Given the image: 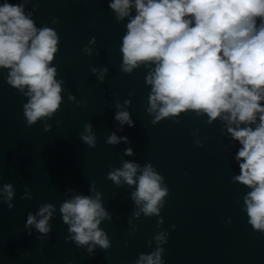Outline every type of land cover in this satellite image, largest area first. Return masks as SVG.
<instances>
[{
  "label": "water",
  "instance_id": "obj_1",
  "mask_svg": "<svg viewBox=\"0 0 264 264\" xmlns=\"http://www.w3.org/2000/svg\"><path fill=\"white\" fill-rule=\"evenodd\" d=\"M27 8L31 9L32 3ZM53 17L59 18L55 25L50 23ZM33 19L38 27L48 24L55 28L61 38L54 63L66 91L60 111L50 120L28 127L22 107L27 98L0 75V174L2 183H12L16 189L12 209L0 202V264H68L69 260L72 264H132L139 253L152 250L147 241L157 231V217L142 215L134 220L138 228L129 235L132 189L107 179L110 166H121L123 150L129 146L105 143L117 130L115 104H123L125 99L131 100L128 110L135 126L124 125L117 135L129 137L136 155L124 158L141 164L150 161L169 187L161 211L162 227L170 233L163 245L165 264H264V233L253 231L241 211L242 197L249 189L231 182L239 168L233 160L236 149L225 151L228 138L221 133L222 124L208 125L206 116L194 114L182 115L179 124L171 119L151 123L146 112L150 92L145 84L147 70L141 67L130 75L119 70L125 27L115 21L107 0H38ZM93 36L97 41L93 55H86L82 49ZM90 66L109 68L103 83L90 72ZM68 92L86 103L78 106L69 101ZM45 122L52 125L50 131L43 130ZM87 122L94 126L95 148L83 144L79 137ZM197 128L201 139L208 137L203 147L194 143L192 130ZM92 182L113 213L111 223L101 224L112 246L85 258V249L64 239L67 225L62 222L59 204L68 198L66 189L89 194ZM25 185L31 189V200L21 199ZM45 201L54 203L57 212L51 221L50 239L39 241L35 230L27 234L25 222L27 213L36 212ZM229 218L231 223H227ZM27 252L31 255H22Z\"/></svg>",
  "mask_w": 264,
  "mask_h": 264
},
{
  "label": "clouds",
  "instance_id": "obj_2",
  "mask_svg": "<svg viewBox=\"0 0 264 264\" xmlns=\"http://www.w3.org/2000/svg\"><path fill=\"white\" fill-rule=\"evenodd\" d=\"M29 3L31 9L27 8ZM107 4L115 21L125 27L119 45V70L129 75L141 67L147 70L145 84L150 86V92L146 112L152 117L151 123L171 119L179 124L182 115L190 114L206 116L208 125L219 121L221 133L228 138L225 151L236 149L233 160L239 174L232 175L231 182L249 189L242 197L241 211L246 213L253 231L264 233V0H107ZM37 10L38 0L0 3V75L27 98L22 107L28 127L48 121L60 111L62 93L66 91L65 80L54 63L61 38L48 24L37 26L33 19ZM58 22V17L50 21L52 25ZM96 43V37H91L82 51L93 55ZM95 55L100 56L98 49ZM90 72L103 83L109 68L90 66ZM68 100L78 106L86 103L71 92ZM130 105V99L115 104L117 130L107 136L105 143L129 146L123 150L121 166H110L107 179L132 189L129 235L138 228L134 220L142 215L157 217V231L147 241L152 250L139 253L132 264H165L163 245L170 233L162 227L161 211L167 203L169 187L150 161L141 164L124 158L136 155L129 137L117 135L124 125L135 126L128 110ZM51 128V124L44 123L45 132ZM199 131L193 129L192 135L196 137L195 145L203 147L208 137L201 139ZM79 137L88 147H96L93 124L85 123ZM2 180L0 174V202L12 209L16 189ZM24 187L21 199H33L31 189ZM65 195L68 198L59 204L62 222L67 225L65 241L85 249V258L94 256L97 249H110L111 239L101 224L111 223L113 213L105 207L95 182L91 183L89 194L68 188ZM56 212L57 206L47 201L36 212L29 211L27 234L32 235L35 230L36 240H49ZM116 219L120 217L117 215ZM227 223H231V218ZM170 227L174 230L176 226ZM39 251L43 252V248Z\"/></svg>",
  "mask_w": 264,
  "mask_h": 264
}]
</instances>
